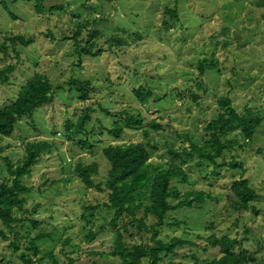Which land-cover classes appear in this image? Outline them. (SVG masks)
Returning a JSON list of instances; mask_svg holds the SVG:
<instances>
[{"label":"rangeland","instance_id":"rangeland-1","mask_svg":"<svg viewBox=\"0 0 264 264\" xmlns=\"http://www.w3.org/2000/svg\"><path fill=\"white\" fill-rule=\"evenodd\" d=\"M1 1L0 44L14 36L34 41L27 47L9 43L8 53L0 52V74L14 66L7 82L0 79V108L15 101L37 72L46 74L57 92L55 102L22 119L11 138L0 137L3 176H9L5 159L19 163L28 142L52 144L26 180L33 192L26 196L27 211L18 214L22 223L13 233L4 229L9 242L0 238V264H24L23 255L34 264H56L49 255L58 264H121L102 255L114 246L115 232L109 225L114 212L105 207L109 192L87 189L77 165L96 164L94 181L104 187L110 164L103 150L109 145L142 143L151 149L152 161L165 163L170 149H189L191 141L201 144L205 127L221 111L220 97H230L239 113L247 107L264 112V0H43L41 14L34 0H6L8 9ZM56 6L61 8L53 10ZM168 9L176 10L175 19L165 15ZM80 27L81 48L90 33H100L93 45L101 55L78 54L75 39ZM203 61L208 66L201 74ZM71 79L91 84L89 100H79L76 88L68 85ZM142 87L153 92L145 105L134 93ZM103 109H132L142 115L144 127L126 130L115 139L109 134L115 119ZM88 110L89 133L68 138L66 123L77 125ZM152 121L162 128H151ZM229 138L246 143L238 132ZM81 140L90 145H81ZM199 161L194 157L183 166L190 183L180 190L204 191L211 199L199 209L168 214V222L184 225L165 226L161 238L189 244L162 264H208L219 256L207 245L212 236L237 238L243 251L257 254L255 264H264V126L245 148L230 150L220 160L243 165L245 178L259 195L249 210L237 208L233 193L242 170L224 167L213 176L214 166L206 163L200 168ZM85 206L96 208L89 223L82 219ZM153 222L149 218L148 223ZM91 232L96 235L92 242L87 237ZM152 236L134 231L127 240L148 244ZM15 242L18 250L11 246Z\"/></svg>","mask_w":264,"mask_h":264},{"label":"trees","instance_id":"trees-1","mask_svg":"<svg viewBox=\"0 0 264 264\" xmlns=\"http://www.w3.org/2000/svg\"><path fill=\"white\" fill-rule=\"evenodd\" d=\"M34 1L37 13L41 14L44 11L43 0ZM1 3L5 9H8L6 0H2ZM60 8L61 6H56L53 10ZM165 15L172 19L177 17L176 10L172 9L166 10ZM83 30L84 28L80 27L76 33L75 46L78 54L101 55L102 51L96 52L93 45V41L100 36L99 32L90 33L86 46L80 47L78 37ZM33 41L34 38L26 39L24 36L7 37L0 44V52L7 54L10 48L9 43L15 46L19 42L21 46L27 47ZM118 43L121 44V40H118ZM207 66V61H203L200 68L201 74L205 73ZM13 71L14 66L4 70L0 74L1 81L7 82L9 74ZM68 85L76 88L80 101L85 102L90 99L91 84L89 82L71 79ZM71 90L74 89L71 88ZM56 92L51 79L46 74L35 73L20 88L15 101L0 108V137L11 138L22 119L33 117L38 108L50 106L55 102ZM134 93L144 105L153 98L152 90L143 87L135 90ZM218 105L221 111L216 119L205 127L201 144L191 141L189 149L181 151L170 149L169 162L152 161L151 149L142 143L109 145L103 150V156L110 164L104 187L94 181L93 176L99 173L96 164L77 165L76 172L87 189L109 192L105 207L114 212L109 225L115 234L113 249L110 253H103L104 257L117 258L121 260V264H162L165 257L174 256L179 247L189 244L188 241L180 238L164 240L161 238V230L167 225L169 227L184 225L181 222H168L167 217L171 212L199 209L211 199V196L204 191L190 190L182 193L180 190V187L190 183L189 172L183 166L194 157L199 158L200 168L206 163L212 164L213 176H219V170L224 167L242 170L240 178L233 185L234 198L237 199L236 204L239 210H249L251 203L259 199V195L245 178L246 171L243 165H239L236 161L220 163V160L230 150L245 148L254 140L256 133L264 126V112L247 107L239 113L228 96L220 97ZM103 113L115 119L109 131L110 136L115 139H120L126 130H140L144 127L142 115L132 112V109L121 113L103 109ZM90 121L91 110L79 118L77 125L68 121L65 125L68 138L74 139L82 133L88 134L86 126ZM149 126L157 130L162 128V125L156 121H152ZM237 132L246 141L244 145L235 138H229L231 134ZM80 144L90 145L88 140H81ZM51 148L52 144L49 141L28 142L25 146L26 155L19 163L14 164L9 158L5 159L9 176H3L0 172V226L3 227V229L0 227V238L4 242L10 241L5 230L13 233L17 224L22 223L23 220L18 214L27 211L26 196L33 192V187L28 186L26 180L31 177L34 166L40 162L43 154L50 152ZM95 210L96 208L92 206L84 207L82 216L84 222L89 223ZM149 218L154 220L152 224L148 223ZM134 231L151 232L152 242L130 244L127 238L133 237ZM16 235L19 236L18 233ZM87 237L92 242L96 235L91 232ZM206 242L219 254L208 264H255L258 260L256 253L242 250V242L237 238L212 236L206 239ZM32 244V250L35 255H38L35 241ZM11 246L15 250L19 248L16 242ZM49 258L58 264L53 255H49ZM21 260L24 264H34L33 260L25 255L21 256Z\"/></svg>","mask_w":264,"mask_h":264}]
</instances>
